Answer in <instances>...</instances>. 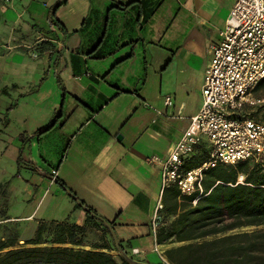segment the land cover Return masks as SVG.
Instances as JSON below:
<instances>
[{"label": "crops", "instance_id": "obj_1", "mask_svg": "<svg viewBox=\"0 0 264 264\" xmlns=\"http://www.w3.org/2000/svg\"><path fill=\"white\" fill-rule=\"evenodd\" d=\"M58 1L50 18L45 2L23 9L32 23L24 21V34L0 53L5 73L11 70L0 90V239L23 243L39 225L67 222L82 227L83 248L93 249L109 244L103 219L136 260L164 264L167 246L152 229L160 171L150 157L167 155L200 109L210 45L235 0ZM204 149L205 139L194 154ZM58 179L96 222L76 212Z\"/></svg>", "mask_w": 264, "mask_h": 264}, {"label": "trees", "instance_id": "obj_2", "mask_svg": "<svg viewBox=\"0 0 264 264\" xmlns=\"http://www.w3.org/2000/svg\"><path fill=\"white\" fill-rule=\"evenodd\" d=\"M62 3L49 8V18ZM260 88H264V79L255 90ZM256 109L264 110V105ZM255 114L256 110L250 113L252 117ZM53 123L40 132L48 131ZM207 155L206 149L196 152L185 167L200 164ZM58 183L64 186L59 179ZM202 187L201 194L181 195L175 186L162 192L155 239L167 246L163 252L167 262L264 264V162L244 160L211 167L205 171ZM82 203L94 214L85 213L86 221L96 222L95 211ZM74 206L81 209L76 203ZM99 225L110 235L102 223ZM15 244V239H0V264H148L136 260L119 244L121 254L111 236L109 244L96 242L93 249L83 248L82 227L67 222L39 225L22 246L11 248ZM3 249L7 250L1 252Z\"/></svg>", "mask_w": 264, "mask_h": 264}, {"label": "built area", "instance_id": "obj_3", "mask_svg": "<svg viewBox=\"0 0 264 264\" xmlns=\"http://www.w3.org/2000/svg\"><path fill=\"white\" fill-rule=\"evenodd\" d=\"M219 36L210 45L200 109L167 155L150 157L159 166L160 196L169 186L181 195L201 194L205 171L216 165L264 162V121L250 115L254 107L264 105V97L254 94L264 79V0H235ZM164 105H172L170 96L164 98ZM204 139L209 145L207 157L186 168ZM162 207L160 198L152 216L154 231ZM164 264L169 263L164 260Z\"/></svg>", "mask_w": 264, "mask_h": 264}, {"label": "rangeland", "instance_id": "obj_4", "mask_svg": "<svg viewBox=\"0 0 264 264\" xmlns=\"http://www.w3.org/2000/svg\"><path fill=\"white\" fill-rule=\"evenodd\" d=\"M57 0H0V53H2L5 49V44H9L10 42L8 41V39H13L14 36L13 35H20L21 33L24 34V29L22 28V23L24 21H29L32 23L30 19V16L28 15V12H24L25 8L31 5L32 7H36V6H43V3L45 2L47 5H49V7L55 5ZM32 2V3H31ZM92 4L94 6H99V1L98 0H91ZM44 7V6H43ZM42 7V8H43ZM24 9V10H23ZM65 12V10H64ZM43 23V22H42ZM22 50H14V52H17L19 54H21ZM23 52V51H22ZM57 54H55L56 57ZM44 58V57H43ZM15 62H19L18 57H13V59ZM47 61V60H46ZM97 63V61H94L92 59L88 60V65H92ZM101 63V67L103 66V62ZM58 64V63H57ZM60 66V64H58ZM54 56H53V60L51 61V68H50V76L53 77L51 78L52 81H54V83L57 85L56 81H57V76L54 73ZM15 67L16 70H18L19 72L22 70L20 65H16L13 66ZM45 69L46 66H45ZM31 71V70H30ZM29 71V72H30ZM5 68H4V63L2 60H0V90L1 87H4V84L10 80V72L11 70H7L8 74L5 73ZM32 73V71H31ZM30 73V74H31ZM44 78L42 80L43 87L47 88L48 87V81H49V76L48 74H43ZM48 76V77H47ZM26 78V77H25ZM34 80V79H33ZM22 82H26V81H22ZM255 96L257 97H264V88H260L258 90H255L254 92ZM60 96V100H61V94L59 93ZM3 102V98L0 99ZM256 110V114L255 117L257 120H261L264 121V110H258L256 109V107H254L252 109V111ZM51 137V136H50ZM52 141V147L50 149V151L52 153H54L56 151L55 145L57 142L55 140H51ZM61 144L63 143L62 141H59ZM43 147H47L48 149V144L46 141L43 142ZM71 205L72 202L70 201ZM80 209H76V212L78 213ZM60 211L62 213H64V205H62ZM67 213V212H66ZM41 212L38 214V216H40ZM76 217L75 214L71 215V217L68 216L69 220H74V218ZM62 219L67 218V215H63L61 217ZM24 244V242L19 243L16 241L15 246L11 247H19L22 246ZM7 249H3L1 252L6 251Z\"/></svg>", "mask_w": 264, "mask_h": 264}, {"label": "water", "instance_id": "obj_5", "mask_svg": "<svg viewBox=\"0 0 264 264\" xmlns=\"http://www.w3.org/2000/svg\"><path fill=\"white\" fill-rule=\"evenodd\" d=\"M64 192L83 210L85 211L86 213L94 216V214L92 213V211H90V209H88L83 203L82 201H80L71 191L70 189H68L67 187L65 186H62ZM102 222L104 224V226L109 230V233L113 239V242L115 244V247L119 250V252L121 254H123V252L120 250V247H119V241H118V238H117V235L112 227V225L110 224V222L106 221V220H103L102 219Z\"/></svg>", "mask_w": 264, "mask_h": 264}]
</instances>
